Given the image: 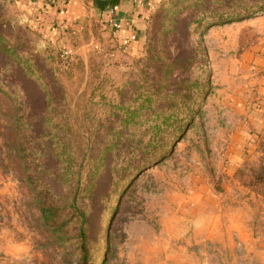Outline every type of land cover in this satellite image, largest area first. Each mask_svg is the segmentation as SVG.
<instances>
[{
	"label": "rangeland",
	"instance_id": "1",
	"mask_svg": "<svg viewBox=\"0 0 264 264\" xmlns=\"http://www.w3.org/2000/svg\"><path fill=\"white\" fill-rule=\"evenodd\" d=\"M195 2L163 0L154 12L167 11L171 32L174 13L199 22L208 7L235 14L258 11L264 0ZM152 14L131 53L99 36L79 54L91 36L51 41L38 16L30 23L14 0H0V264L81 260L76 241L63 243L42 220L20 158L16 100L29 126L23 131L46 166L41 182L58 207L66 206L70 186L59 154L67 160L69 143L78 140L86 141L94 159L104 151L107 171L95 207L79 202L97 239L94 264H264V186L253 183L264 158V15L202 33L211 21L206 19L192 26L189 41L181 32L176 40L169 33L164 46L161 33L150 35ZM154 37L156 50L164 47L173 57L180 47L196 49L197 64L185 76L201 81L208 70L212 89L184 138L160 163L138 173L142 147L171 106L155 99L140 109L145 90L139 86L158 78L141 64ZM64 50L74 54L71 65L61 57ZM134 172L133 180L126 179ZM61 215V221L71 216ZM68 231L76 238L78 226Z\"/></svg>",
	"mask_w": 264,
	"mask_h": 264
},
{
	"label": "trees",
	"instance_id": "2",
	"mask_svg": "<svg viewBox=\"0 0 264 264\" xmlns=\"http://www.w3.org/2000/svg\"><path fill=\"white\" fill-rule=\"evenodd\" d=\"M204 1L196 0L193 6H202ZM206 10L208 11L202 14V19L199 22H190L187 18L181 19L179 13H174L170 23L172 29L171 32H168L165 26L168 13L161 8L157 9L151 16L152 26L150 35L156 36V34L161 33L163 38L161 39L163 41L161 44L164 46L169 33H172L176 40L178 34L181 32L180 38L189 41L192 36L191 28L194 24L201 26L202 21L211 19L210 22H206V24L201 26L203 27L202 33H205L215 26L249 20L254 18L256 14L261 13L264 15V3L259 6L258 11L241 9L235 14L218 13L215 9L210 10V7ZM149 40L147 57L141 64L147 71L148 69L155 71L158 78L148 80L146 84L139 86V89L145 90L143 94L144 100L140 104V109L148 108L155 99L165 101L166 103L169 102L171 106L168 109L169 112L164 113L161 122L155 124L153 129L155 137L153 140L147 146L142 147V152L139 156L138 173H142L160 163L170 153L173 144L180 142L184 138L187 130L192 127L195 118L202 114L200 109L201 102L209 96L212 89L208 70H206V78L201 81L192 80L191 77L185 76L189 72L191 73V70L197 64L196 49L188 51L180 47L173 57L164 47L161 50H156L157 37ZM201 48L203 54L202 63L207 66L209 55L205 47ZM19 67L26 71L23 63L19 62ZM26 72L28 75H33L29 71ZM0 89L3 90L2 85H0ZM14 103L16 123L17 128H19L18 143L20 146V158L23 161L28 182L36 193V202L42 220L63 243L65 241H76V246L81 255L80 264H94L93 260L98 245L97 239L95 240L92 236L94 231L90 226L91 221L87 217L88 212L80 210L79 202L82 200L92 201V205L95 207V200L100 194V180L107 171L104 151L100 157L94 159L87 153V144L85 147L86 141L78 140L72 144L68 142L72 152L71 156L65 160V153L62 152L59 154L58 160L66 167L65 171L67 174L65 177L70 179L68 182L70 184L68 187L69 199L65 203L66 206L58 207L50 201V192L46 190L43 186L44 184L41 182V173L42 175H46L47 173L46 166L41 164L37 152L33 150L31 137L27 132L25 134L23 131L27 130L29 126L21 114L22 104L17 100ZM262 161L258 169H255L253 172V183L256 186H264V158ZM75 165H77L78 170ZM86 169L87 171L85 172ZM135 175V172L134 174H129L126 179L133 180ZM124 192L125 190H122L118 196L121 197ZM86 203L90 204L89 202ZM63 211H68L71 216L61 221ZM94 212L95 208L92 214ZM70 225L78 226L76 238L70 236L68 231ZM107 240L108 236H105L103 242L107 243Z\"/></svg>",
	"mask_w": 264,
	"mask_h": 264
},
{
	"label": "crops",
	"instance_id": "3",
	"mask_svg": "<svg viewBox=\"0 0 264 264\" xmlns=\"http://www.w3.org/2000/svg\"><path fill=\"white\" fill-rule=\"evenodd\" d=\"M163 0H14L17 8L26 20L38 16L43 22V31L49 40L62 38L82 39V32L91 36L87 45L80 48L79 54L90 42L98 41L99 36L111 38L114 46L121 53H131L145 34L149 16ZM117 21L122 28L117 30L110 26V21ZM109 30V31H106ZM112 31V33H110ZM98 34L97 36L95 35ZM135 42L123 52L132 35ZM64 35H67L64 37ZM96 36V37H95Z\"/></svg>",
	"mask_w": 264,
	"mask_h": 264
},
{
	"label": "built area",
	"instance_id": "4",
	"mask_svg": "<svg viewBox=\"0 0 264 264\" xmlns=\"http://www.w3.org/2000/svg\"><path fill=\"white\" fill-rule=\"evenodd\" d=\"M110 26L113 27L114 29H121L122 28V25L117 22V21H110L109 22ZM137 39V36L134 34L130 37L129 41L127 42V44L125 46L122 47V50L125 52L129 49V45L133 42H135ZM62 59L65 63V65H71V63L75 60V57H74V54L72 53L71 50H64L62 52Z\"/></svg>",
	"mask_w": 264,
	"mask_h": 264
}]
</instances>
